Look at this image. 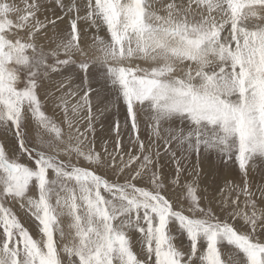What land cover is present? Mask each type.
I'll use <instances>...</instances> for the list:
<instances>
[{
  "label": "snow or ice",
  "instance_id": "1",
  "mask_svg": "<svg viewBox=\"0 0 264 264\" xmlns=\"http://www.w3.org/2000/svg\"><path fill=\"white\" fill-rule=\"evenodd\" d=\"M262 164L264 0H0V264H264Z\"/></svg>",
  "mask_w": 264,
  "mask_h": 264
},
{
  "label": "rangeland",
  "instance_id": "2",
  "mask_svg": "<svg viewBox=\"0 0 264 264\" xmlns=\"http://www.w3.org/2000/svg\"><path fill=\"white\" fill-rule=\"evenodd\" d=\"M61 27L63 29H65V31L67 30L66 24L62 25ZM92 35H93V33L91 32L89 34V39H91L90 36H92ZM100 35H105V34L100 33ZM142 66H147V65H142ZM104 96L113 97V102H114V104L117 105L114 94L113 95H106L105 94ZM102 98H103V95H102ZM93 102L95 104V102H96L95 97L93 98ZM116 105H110V107H116ZM99 110H103V104H101L99 106ZM116 113L117 114L119 113V115L117 116ZM124 116H125L124 109L120 108L117 111H115L114 113H112L111 116H109V117L106 116L105 121L100 119L98 121V123L103 124L104 127H103V130H101V124L96 126V133H97L96 136H97V139H99V141H100L99 142L97 140V142L101 143L103 140V137H105L106 135L108 137L107 139H109L110 141H113L112 136L109 135L110 126H108L107 123H112L117 118H119V120L120 119L124 120ZM141 135H142V137L147 136V133H146L145 128H144V120L143 119L141 120ZM125 143H127V138H125ZM97 146H98V144H97ZM161 163L165 164L164 173L167 175L168 179L170 180L172 178V176L174 175V171H173L172 166L170 164H167L166 161H162ZM201 167H202L203 171H202L201 176H200V181H202L203 183H199V190H200V194L202 195V197L219 198L220 189L225 186L226 181H235L236 183L240 182V175H239L238 169L232 165L225 166V165L221 164L220 161L214 155L210 156L208 159H205L203 161ZM260 168H261L260 171L253 173L252 174L253 177H250V179L252 181L254 180L253 183H255V184H261V182L264 183V164H262L260 166ZM227 173H228V175H227ZM228 177H229V179H228ZM204 179H206V180H204ZM233 195H235V193ZM207 198L203 200L204 204L209 203V199H207ZM241 199H243L242 196H241ZM185 206H187V205H185ZM24 220H25L26 226H28L33 232H35V225L30 220H28L27 217H24ZM185 246H187L186 241H185Z\"/></svg>",
  "mask_w": 264,
  "mask_h": 264
},
{
  "label": "crops",
  "instance_id": "3",
  "mask_svg": "<svg viewBox=\"0 0 264 264\" xmlns=\"http://www.w3.org/2000/svg\"><path fill=\"white\" fill-rule=\"evenodd\" d=\"M106 95H108L107 93H105ZM105 94H103V99H104V103H103V109H104V107H105V105H107V107H108V110L107 111H104V114H103V116L101 117V120H103V121H105L106 120V116L107 117H109V116H111V114L112 113H114L115 111H117L118 109H120V108H123L122 107V102L120 103V105L118 106V104L116 105V104H114V102H113V97H108V96H104ZM109 101V102H108ZM108 102V103H107ZM110 105H116V107H110ZM118 106V107H117ZM119 115V113L117 114V116ZM120 121H121V124H123V121L124 120H121L120 119ZM114 122V121H113ZM113 122L112 123H107V125L108 126H111L112 124H113ZM101 123H98L97 122V124H96V126L97 125H100ZM97 134V133H96ZM9 135H11V134H9ZM108 137H107V135L105 136V137H103V139H107ZM125 138H127V134H125ZM115 139V137L114 136H112V140H114ZM96 143H97V141H96ZM102 143V142H101ZM98 145H100V143H97Z\"/></svg>",
  "mask_w": 264,
  "mask_h": 264
},
{
  "label": "bare ground",
  "instance_id": "4",
  "mask_svg": "<svg viewBox=\"0 0 264 264\" xmlns=\"http://www.w3.org/2000/svg\"><path fill=\"white\" fill-rule=\"evenodd\" d=\"M62 26V25H61ZM91 32H89V34H90ZM90 37H92V36H90ZM89 40H91V39H89ZM110 97V96H109ZM117 114V113H116ZM98 141H99V139H97ZM100 142V141H99ZM98 143V142H97ZM101 144V143H100ZM99 146V145H98ZM97 146V147H98ZM202 166V165H201ZM206 168V167H205ZM217 172V171H216ZM205 175V174H204ZM227 175H228V173H227ZM208 176V175H207ZM236 176V175H235ZM220 177V176H219ZM237 177V176H236ZM250 177H253V175H251ZM228 179H229V177H228ZM204 180H206V179H204ZM219 181V180H218ZM254 181V180H253ZM252 181V182H253ZM206 182V181H205ZM199 183H203L202 181H200ZM240 183V182H239ZM262 183V182H261ZM254 185H255V183H253ZM202 185V184H201ZM204 188V187H203ZM204 190V189H203ZM218 194V193H217ZM219 196V195H218Z\"/></svg>",
  "mask_w": 264,
  "mask_h": 264
}]
</instances>
